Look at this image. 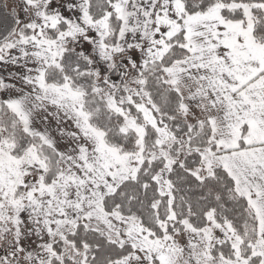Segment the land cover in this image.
Instances as JSON below:
<instances>
[{
    "label": "snow or ice",
    "instance_id": "snow-or-ice-1",
    "mask_svg": "<svg viewBox=\"0 0 264 264\" xmlns=\"http://www.w3.org/2000/svg\"><path fill=\"white\" fill-rule=\"evenodd\" d=\"M0 9V264H264V0Z\"/></svg>",
    "mask_w": 264,
    "mask_h": 264
},
{
    "label": "rangeland",
    "instance_id": "rangeland-1",
    "mask_svg": "<svg viewBox=\"0 0 264 264\" xmlns=\"http://www.w3.org/2000/svg\"><path fill=\"white\" fill-rule=\"evenodd\" d=\"M4 2V0H0V4H2ZM4 10L0 9V13H2Z\"/></svg>",
    "mask_w": 264,
    "mask_h": 264
}]
</instances>
